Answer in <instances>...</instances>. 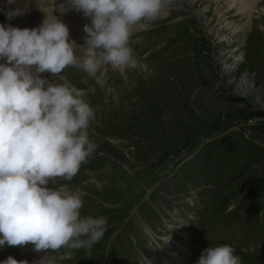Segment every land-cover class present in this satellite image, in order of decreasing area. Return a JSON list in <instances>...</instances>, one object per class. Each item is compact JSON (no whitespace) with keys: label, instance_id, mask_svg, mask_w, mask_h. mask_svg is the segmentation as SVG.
Instances as JSON below:
<instances>
[{"label":"rangeland","instance_id":"obj_1","mask_svg":"<svg viewBox=\"0 0 264 264\" xmlns=\"http://www.w3.org/2000/svg\"><path fill=\"white\" fill-rule=\"evenodd\" d=\"M199 10L173 0L166 16L133 34L146 70L102 66L104 83L82 71L97 148L71 181L49 187L81 189V216L106 218L107 231L91 249L52 251L39 262L132 264L142 251L154 264L158 237L201 216L196 239L253 247L240 252L241 264H264V4L251 15L229 13L245 30L242 45L226 47L206 28L216 11Z\"/></svg>","mask_w":264,"mask_h":264},{"label":"clouds","instance_id":"obj_2","mask_svg":"<svg viewBox=\"0 0 264 264\" xmlns=\"http://www.w3.org/2000/svg\"><path fill=\"white\" fill-rule=\"evenodd\" d=\"M173 0H69L91 18L86 53L77 55L66 24L46 15L42 25L20 29L0 24V248L36 252L91 249L108 221L81 216L83 192L51 181H71L97 148L89 139L96 119L87 92L60 74L68 67L89 76L110 65L121 73L146 70L130 46L134 30H146ZM10 11L9 19L22 15ZM60 77L49 82L43 73ZM234 245L205 248L196 264H241ZM0 264H28L12 256ZM49 264H52L49 261Z\"/></svg>","mask_w":264,"mask_h":264},{"label":"bare ground","instance_id":"obj_3","mask_svg":"<svg viewBox=\"0 0 264 264\" xmlns=\"http://www.w3.org/2000/svg\"><path fill=\"white\" fill-rule=\"evenodd\" d=\"M2 1V0H0ZM46 3L45 8L31 7L32 2L26 0H6L5 4H1L2 8L1 12L6 14L8 18V13L10 11H15L20 9L22 11V15H18V20L21 22H25V27L27 29L38 28L42 25L43 20L46 18V15H53L59 21L63 22L69 28L70 36L69 39L74 41L77 46V55L83 56L86 53V49H82L85 47V38L87 34L84 32V26H91V18L85 17L83 12L77 11L75 8L71 7V5H54L50 4L47 0H44ZM188 5L199 4L201 14H205L207 11L213 10L216 11V25L215 27L207 26L208 34L214 36L218 42V44L223 46L231 45L232 43H236L239 45L241 41V36L244 34L245 25L237 24L236 22L230 19L229 13L233 12L235 14H240L242 12H250V15L253 11L258 10L261 4H264V0H187ZM24 6V7H23ZM166 16V14H163ZM204 16H201L203 19ZM9 19V18H8ZM20 24V23H19ZM16 25V24H15ZM14 26V25H10ZM20 28V27H17ZM24 29V28H20ZM142 30H134L135 32H139ZM223 51V50H222ZM223 57V56H222ZM222 60V59H221ZM226 58H224L221 63H224ZM7 63L6 60H0V64ZM103 66V65H102ZM99 67L98 71L95 75L91 76V80H97L98 82L104 83V78H101V67ZM232 67H225L226 73H229ZM66 75L64 77L74 86L80 87L83 89H89L88 77L83 76L82 71L74 68L68 67L64 70ZM48 74L46 73H43ZM61 74H64L63 72ZM52 75V74H51ZM107 81V80H106ZM109 83L108 81L106 82ZM97 86V85H96ZM103 86V85H102ZM90 97V96H89ZM98 103V102H97ZM185 236V235H184ZM37 264H49L46 262H39Z\"/></svg>","mask_w":264,"mask_h":264}]
</instances>
